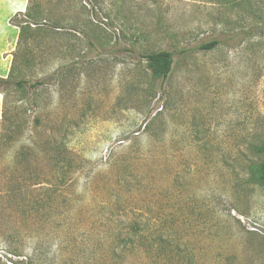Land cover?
Returning <instances> with one entry per match:
<instances>
[{"label": "rangeland", "instance_id": "374dc122", "mask_svg": "<svg viewBox=\"0 0 264 264\" xmlns=\"http://www.w3.org/2000/svg\"><path fill=\"white\" fill-rule=\"evenodd\" d=\"M32 3L2 93L0 264H264V0Z\"/></svg>", "mask_w": 264, "mask_h": 264}, {"label": "trees", "instance_id": "16d2710c", "mask_svg": "<svg viewBox=\"0 0 264 264\" xmlns=\"http://www.w3.org/2000/svg\"><path fill=\"white\" fill-rule=\"evenodd\" d=\"M37 8L36 5L32 3V0H29L27 9L25 13H18L17 15L21 17L20 20H16V25L20 29L19 33V39H18V44L17 48L21 46L23 43H26L30 39L36 37V32L34 30H31V24H34L36 21L38 13H36L35 9ZM217 45L216 42L212 44H206L202 45L200 47L201 50H211ZM144 58L147 60L148 63V68L150 69L151 73L157 77L158 79L162 80V82H165L171 72L172 68L174 65V56L171 52L169 51H160V52H153L150 54H147L144 56ZM14 69V61L12 64L11 72L8 78L4 79L0 77V92L4 93L5 89L11 85V75ZM19 86H22L24 82H18L17 83ZM0 144L2 145L1 141ZM253 152L256 156H263L264 155V143L260 145H254L253 146ZM261 158V157H260ZM64 173V172H63ZM249 173H250V178L255 184L264 186V160L259 162V163H252L249 166ZM2 177L3 173L2 171L0 172V185L2 182ZM52 192H55L54 190ZM2 196V191H0V197ZM146 222L144 221H133L130 222L129 230H133V233L131 236H127L125 239L126 241H132V238H135L137 234H140L141 236L139 237L140 239L142 238V233L141 230H150L149 226H147ZM140 230V231H139ZM160 241L161 238H160ZM128 243V242H125ZM18 256V255H17ZM17 264H24L22 261L16 262Z\"/></svg>", "mask_w": 264, "mask_h": 264}, {"label": "crops", "instance_id": "0c3cea01", "mask_svg": "<svg viewBox=\"0 0 264 264\" xmlns=\"http://www.w3.org/2000/svg\"><path fill=\"white\" fill-rule=\"evenodd\" d=\"M12 8L7 12L0 11V77L8 78L13 64V53L18 44L20 29L10 24L11 17L17 13H25L29 0H8ZM2 8V5H0ZM3 10V9H2ZM3 96L0 92V120L3 113Z\"/></svg>", "mask_w": 264, "mask_h": 264}, {"label": "built area", "instance_id": "2783aa9c", "mask_svg": "<svg viewBox=\"0 0 264 264\" xmlns=\"http://www.w3.org/2000/svg\"><path fill=\"white\" fill-rule=\"evenodd\" d=\"M38 25H36V24H31V27H33V28H36ZM145 127H146V125H144L143 127H142V129L141 130H144L145 129Z\"/></svg>", "mask_w": 264, "mask_h": 264}]
</instances>
